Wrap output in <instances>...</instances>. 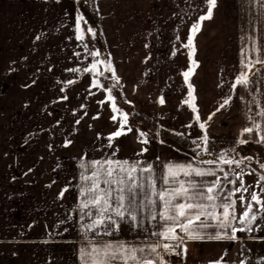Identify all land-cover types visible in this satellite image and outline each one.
<instances>
[{"label":"crops","instance_id":"0c3cea01","mask_svg":"<svg viewBox=\"0 0 264 264\" xmlns=\"http://www.w3.org/2000/svg\"><path fill=\"white\" fill-rule=\"evenodd\" d=\"M94 7L115 69L113 80L139 122L127 123L126 134L111 141L108 137L119 129L123 117L111 119L115 114L108 88L93 86L98 75L95 70L85 71L95 64V55L86 37L76 38L78 1L0 0V264H85L84 250L105 243L144 248L138 257L158 260L148 246L175 242L152 235L164 230L159 217L163 202L151 197L157 204L150 208L144 197L152 191L149 177L157 191L176 186L174 181L165 185L161 180L169 164L214 169L216 176L193 178L207 184L220 179L225 195L241 187L240 179L235 185L229 181L242 172L248 193L258 192L253 168L236 151L251 145L264 154V143L256 142L261 132L241 135L253 120L264 127V118L258 115L264 109V65L252 69L247 88L233 84L242 70L241 61L255 59V49L264 59V4L218 0L213 19L203 22L195 38L194 59L199 66L190 80L199 121L184 103L189 88L183 73L193 65L190 49L183 45L192 24L206 14V0H94ZM245 50L247 56L242 55ZM225 100L229 104L220 108ZM201 123L205 129L199 127ZM240 139L248 143L240 144ZM179 142L202 144L208 152H190ZM221 154L242 163L224 164ZM108 159L135 162L152 172L133 174L144 183L136 201L140 206L136 221L127 213L123 218L109 213L115 224L105 217L104 225L90 230L86 226L98 211L81 206L88 199L81 196V188L90 184L81 176H91V161ZM205 160L216 163H202ZM180 179L188 178L181 174ZM259 190L264 199V191ZM240 195L232 197L237 214L246 208ZM89 211L92 215H85ZM257 215L252 230L237 232L235 240H186V255L183 246L176 249L180 255H170L162 247L158 253L168 264H251L258 230L264 235V218ZM106 225L111 235L104 234ZM236 227L244 226L237 220Z\"/></svg>","mask_w":264,"mask_h":264},{"label":"snow or ice","instance_id":"6c2138e0","mask_svg":"<svg viewBox=\"0 0 264 264\" xmlns=\"http://www.w3.org/2000/svg\"><path fill=\"white\" fill-rule=\"evenodd\" d=\"M207 10L206 14L199 16L197 22L193 23L190 29L191 34L187 38V43L183 46L190 49L189 55L191 57L195 56L196 46L195 38L196 35L202 30L203 22L213 19L214 9L218 7V0H206ZM264 4V0H260ZM83 17L78 18L77 24L79 25V20ZM79 30V35L76 37L78 40L84 39V31ZM87 31L92 32L95 36V32L91 28H88ZM40 39V37H36ZM179 39V37H177ZM247 51L245 50L242 55L247 56ZM258 53L255 59H248L241 61L242 70L240 71L238 77L236 78L233 87L242 86L247 88L250 84L249 76L252 72V69L256 64L264 65V59L259 55L260 49H255ZM92 55H99L98 52L91 53ZM175 55V53H173ZM101 63H105L101 61ZM193 67H190L187 71L183 73L184 79L188 82V99L184 101L185 104H188L192 111L197 113L196 120H200L198 113V108L195 105V88L190 83V78L195 73V68L199 66L198 62L195 59H192ZM96 69V64H93L92 67L86 68V72L94 71ZM71 71H79L78 69H72ZM106 71L112 73L115 76V69L108 64ZM69 83H74L70 81ZM93 86H99L101 88L104 85L99 84L98 81H94ZM109 99L113 100L111 96L112 89L108 88ZM67 99V97H64ZM165 101L163 97L160 98L159 103L163 104ZM230 100H225L220 108H224L225 105L229 104ZM113 112H120V109L117 108L115 102L112 104ZM219 111V109H218ZM123 116V122L120 123L119 129L112 133L108 139L111 141L114 138L120 137L125 133V126L128 123V114L121 113ZM212 115H215L213 113ZM261 118H264V109L258 113ZM113 121H117V116L113 115L111 117ZM211 119V116L209 117ZM79 123V121H77ZM253 126L245 127L242 130L241 135L252 134L254 131L261 132L257 143H264V127L256 123L255 120L252 121ZM191 127V125H189ZM201 129H205V124L201 123L199 125ZM128 132L132 131L129 127ZM141 136L145 135L140 133ZM203 141L207 144L208 136L205 131ZM147 143L146 140L142 141ZM240 144H246L248 141L246 139H240L238 141ZM147 149H144L146 151ZM205 153L208 152V149L205 147ZM220 161L224 164L232 165L236 164L239 166L242 161H236L234 159L226 158V154H221L219 157ZM250 161L252 157H247ZM205 164H215L214 160H205L202 161ZM115 165V167H113ZM81 167H85L81 165ZM90 167L93 169L91 176L82 175L81 179L83 181H90V184L83 186L81 188V196H87L88 199L81 202L83 208H89L94 206L97 208L98 216L93 220L92 224L86 226L87 229H94L105 224V217L111 224H115L116 221L112 219V216L109 213H114L116 217L123 218L125 213H127L132 221L137 220L136 212L139 209L136 201L140 195V192L144 189V183L141 182L139 175H133L134 173L152 172L151 167H146L140 169L138 164L133 162L129 163L128 161H114L111 159L108 160H93L91 161ZM261 168H264V164H260ZM223 171V169H220ZM123 174V175H121ZM181 174L183 177L188 179H180ZM251 174V173H249ZM228 173H224V178L227 179ZM235 179L229 181V183L235 185L236 180H241V187L233 188L229 190L225 195L222 190L221 180L216 179L211 182V184L201 183L193 177H205V176H216V171L214 169H203L194 167L192 164H169L167 165V175L162 176V183L165 185L170 184V182H175V187L162 188L161 190H156V182L151 177H149L150 183L148 187L152 189L151 194L145 193V199L148 201L147 206L154 208L157 204L156 199L151 197L158 198L159 201L163 202V211L159 213L160 220L164 221L162 232H153L152 235L162 236L166 241H173L175 243H164V244H153L149 245L150 253L156 254L157 259H150L147 256L138 257L137 253H143L144 248H131L129 249L125 245H113L112 243L105 244H92L90 250L85 249L83 252L82 258L85 260V264H113L114 261H122V264H128L129 261L134 262V264H168L164 260L163 256L158 253L159 248H163L164 252L168 254L180 255L181 252H177L176 249L181 248L182 252L186 255L187 247L185 244L186 240H235L237 232H243L245 230L251 231V225L257 220L258 215L260 214L261 218H264V199L261 198L255 192L248 193V187L243 186V180L241 177L243 173L234 174ZM260 181H264V175H260ZM101 183L106 185V187H101ZM115 185L116 187H113ZM64 189L60 193V197H63ZM262 191H264V186H262ZM237 193H241L239 200L242 204L246 205L245 210L237 214L236 212V199L232 197L236 196ZM243 193H248V196L245 197ZM115 205V206H114ZM258 206L255 209L254 207ZM85 215L91 216V211L85 213ZM151 219L156 220L157 216L155 213L151 214ZM239 221L240 225L244 227H236V221ZM110 225H106V231L104 234L111 235L110 231H107V228ZM179 229V231H177ZM208 229H214L215 231H208ZM214 264H221V262H214Z\"/></svg>","mask_w":264,"mask_h":264},{"label":"rangeland","instance_id":"374dc122","mask_svg":"<svg viewBox=\"0 0 264 264\" xmlns=\"http://www.w3.org/2000/svg\"><path fill=\"white\" fill-rule=\"evenodd\" d=\"M79 3V10H80V17H83V19H80V29L84 31V37L88 40L91 47L93 48L94 53L98 52L99 55H95V64L96 69L95 73L98 75L97 79L99 80V83L104 85L106 88H111V96L113 97V100H111V106L113 102H115L118 109H120V112H114V114L118 117L122 116L121 113H127L128 114V123H137V119H135V116H133V109L127 104L125 101L123 94L121 93L119 86L117 83L113 80V75L111 72L106 71V68L108 67L109 58L108 54L106 52V48L103 42V37L101 34V31L99 30L98 21L95 13V7H94V0H77ZM88 28H91L93 32H95V36H93L92 32L87 31ZM101 61H104L105 63H101ZM123 117V116H122ZM121 119V117H120ZM177 142V141H176ZM181 146L189 150L193 153H203L204 152V146L202 144H182L179 142ZM249 153L248 155L246 154ZM259 150L256 147H253L251 145L242 146L241 148H238L236 151V154L239 156V158L242 157V159L247 160L248 164L250 163V166L253 168L252 170L255 173V177L253 180V186L256 190H258L257 194L260 195V188H262L264 181H260L259 177L260 175H264V168L260 167V164H264V154L258 152ZM247 157H252V160H248ZM261 196V195H260ZM262 198V197H261ZM258 230V237L254 240V247L256 248V252L254 253V256L252 257L251 264H257V260L260 261V264L264 263V235L259 233ZM262 249V250H261Z\"/></svg>","mask_w":264,"mask_h":264},{"label":"built area","instance_id":"2783aa9c","mask_svg":"<svg viewBox=\"0 0 264 264\" xmlns=\"http://www.w3.org/2000/svg\"><path fill=\"white\" fill-rule=\"evenodd\" d=\"M262 250V249H261ZM257 264H260V261L259 260H257Z\"/></svg>","mask_w":264,"mask_h":264},{"label":"trees","instance_id":"16d2710c","mask_svg":"<svg viewBox=\"0 0 264 264\" xmlns=\"http://www.w3.org/2000/svg\"><path fill=\"white\" fill-rule=\"evenodd\" d=\"M192 59H194V57H192ZM190 80H191V78H190ZM191 83V82H190ZM187 84H188V82H187Z\"/></svg>","mask_w":264,"mask_h":264}]
</instances>
